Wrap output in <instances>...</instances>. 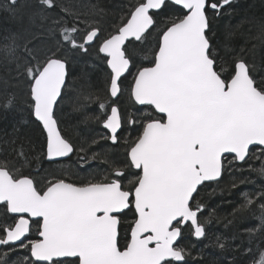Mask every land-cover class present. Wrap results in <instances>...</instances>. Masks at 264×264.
Listing matches in <instances>:
<instances>
[{"label":"snow or ice","instance_id":"1","mask_svg":"<svg viewBox=\"0 0 264 264\" xmlns=\"http://www.w3.org/2000/svg\"><path fill=\"white\" fill-rule=\"evenodd\" d=\"M233 2L138 0L104 35L98 20L82 19V13L58 0H38L39 8L30 19L34 23L39 16L42 22H50V46L41 48L30 40L21 46L13 36L0 48V56L14 65L17 76L29 86L30 115L46 133L45 158L61 163L60 158H70L77 151L58 119L69 75L67 60L62 58L66 51L88 53L95 48L110 69L111 103H99L108 132L101 139L119 148L129 131L125 124L137 130V121L126 122L119 108L129 76H133L130 99L148 106L150 112L135 140L126 141L123 167L105 155L103 162L110 166L102 181L76 185L53 177L40 190L23 173L31 161L22 149L11 168L7 161L0 162V206L6 214V221L0 223V264H9L6 258L16 250H26L21 264H188V254L178 241L185 228L197 240L207 236L211 214L203 216L199 197L208 182L220 181L224 162L247 164L259 148L261 167L251 170L264 175V77L258 80L256 69L242 56H236L226 70L214 40L212 18ZM20 6L19 0L0 5L13 18ZM170 7L179 15L160 30L151 66L137 67V50H143L157 29L156 18ZM84 99L91 102L92 98ZM13 102L10 98L4 108H11ZM97 156L78 160L87 163ZM129 175L135 179L125 187L122 180ZM256 195L261 199L264 227V191ZM244 199L237 211L255 203L247 193ZM129 213L133 222L122 249L121 222ZM33 224L36 240L29 235ZM217 246L223 249L225 244L218 240ZM257 264H264V253Z\"/></svg>","mask_w":264,"mask_h":264},{"label":"trees","instance_id":"2","mask_svg":"<svg viewBox=\"0 0 264 264\" xmlns=\"http://www.w3.org/2000/svg\"><path fill=\"white\" fill-rule=\"evenodd\" d=\"M20 8L15 18L0 7V48L10 43L13 36L16 42L23 45L29 40H20L17 35V23L26 32L30 25V17L39 8L38 0H19ZM138 0H58V3L67 5L70 9L82 13V19L88 18L99 21L104 35L113 30L123 20L131 5ZM5 0H0L3 5ZM102 10L100 15L96 13ZM179 15L174 8L164 12L156 18L157 29L143 45V50L138 49V65L151 66L153 52L156 49L157 36L161 29ZM214 40L219 48L221 63L226 70H230L231 61L236 56H242L249 65L256 69L257 79L264 77V0H234L233 4L223 10L219 17H213ZM36 27L41 33L34 38H46L47 24L39 16L35 17ZM83 28L84 25H78ZM32 42V41H31ZM21 47V51H22ZM68 64L67 87L64 91L63 103L58 111V119L63 134L70 139L76 153L71 158L61 163H48L43 153L46 152V137L42 128L30 115L29 103L22 104L13 94L7 93L5 99L0 100V162L7 161L11 168L17 159V152L21 149L31 161L30 166L23 168L25 175H30L40 190L47 186L48 179L59 177L76 185L89 181H102L108 175L109 164L104 163L105 155L117 166L123 167L125 159L126 141L135 140L138 135L140 123L149 114V109L137 108L130 99V85L133 76H129L122 86L123 97L119 108L122 118L127 122L135 119L136 131H131L132 125L126 123L129 131L124 132L120 147L113 146L109 141L101 139L107 135L103 130L101 120L103 113L99 103L106 105L111 101L107 93L108 73L106 64L98 57L96 49L91 48L88 53L66 51L63 57ZM15 71L14 65L9 64L0 56V74ZM87 95V100L78 101L70 105V95ZM14 98L13 106L5 109V103ZM30 101V97L28 102ZM100 117L101 119H96ZM93 141H96L93 143ZM83 148L81 152L79 149ZM99 153L94 160L85 163L78 157H91ZM251 159L247 164L237 165L235 161L224 162L225 171L222 179L210 184L200 194V201L204 204L203 216L211 214V222L206 225L207 236L202 241H196L191 230L185 228L180 246L186 251L188 264H257L261 253H264V227L261 226V199L257 193L264 191V175L251 169H259L261 160L260 150L250 154ZM125 171L128 169L125 168ZM131 172H133L131 170ZM134 173V172H133ZM135 177L129 175L122 180L125 187H131L130 181ZM244 181L241 183V181ZM235 184V187H233ZM244 193H247L255 203L237 211L245 203ZM6 221V214L0 207V223ZM11 223V220H7ZM132 213H129L121 222L120 247L123 249L128 242V226L132 224ZM33 231L37 232L36 226ZM31 239H38L37 234ZM218 240L225 244L223 249L217 246ZM3 255V250L0 256ZM26 250H16L7 256L9 264H21Z\"/></svg>","mask_w":264,"mask_h":264},{"label":"rangeland","instance_id":"3","mask_svg":"<svg viewBox=\"0 0 264 264\" xmlns=\"http://www.w3.org/2000/svg\"><path fill=\"white\" fill-rule=\"evenodd\" d=\"M30 25L27 27V31H22V26L17 23V31L16 35L20 40H30L33 44L38 45L41 48H46L50 46V41L46 38L35 40L37 35L41 34L38 32V27L32 21L29 22ZM82 35V33L80 34ZM79 39V35L77 37ZM151 65V64H150ZM29 86L24 81L22 77H18L16 72L11 70L7 72L5 75L0 74V100L5 99L7 97V93H11L14 97L19 101V103L27 104L29 103ZM84 97H88L87 95H78L71 94L69 103L72 105L73 103H77L78 101L85 100ZM32 235H36V232L32 230Z\"/></svg>","mask_w":264,"mask_h":264},{"label":"water","instance_id":"4","mask_svg":"<svg viewBox=\"0 0 264 264\" xmlns=\"http://www.w3.org/2000/svg\"><path fill=\"white\" fill-rule=\"evenodd\" d=\"M102 55V54H101ZM109 69V68H108ZM109 71H110V69H109ZM136 106H138V107H140V108H142V107H145V106H141V105H137L136 104ZM34 120H35V118H34ZM36 121V120H35ZM38 124H39V122L38 121H36ZM40 125V124H39ZM41 126V128H42V125H40ZM106 130V129H105ZM106 132H107V130H106ZM108 133V132H107ZM44 134H45V136H46V133L44 132ZM110 144H111V142H110ZM257 149H259V148H257ZM73 156V154L71 155V157ZM70 157V158H71ZM61 159V161L63 162V161H66V160H68L69 158H67V157H65V158H60ZM46 161L48 162V163H51V164H53L52 162H49L47 159H46ZM236 164L237 165H242L241 164V162H239V161H236ZM136 171V170H135ZM222 177H223V175H222ZM222 177H221V179H222ZM220 179V180H221ZM219 182V181H218ZM209 184H215V183H217V182H208ZM0 207H2V206H0ZM31 234V233H30ZM29 234V235H30ZM38 239H39V237H38ZM194 239L196 240V241H202L203 239H200V240H197L195 237H194ZM180 241H178V243H179ZM2 249H0V251H1Z\"/></svg>","mask_w":264,"mask_h":264},{"label":"flooded vegetation","instance_id":"5","mask_svg":"<svg viewBox=\"0 0 264 264\" xmlns=\"http://www.w3.org/2000/svg\"><path fill=\"white\" fill-rule=\"evenodd\" d=\"M82 53H83V52H82ZM83 54H86V53H83ZM132 102H133V101H132ZM133 104H134V103H133ZM141 109H144V110H145V109H149V108H141ZM103 130L105 131L104 128H103ZM105 133L108 134L106 131H105ZM109 143H110V141H109ZM113 146H115V145H113ZM132 171L135 172L134 169H132ZM33 225H34V224H33ZM33 225H32V226H33Z\"/></svg>","mask_w":264,"mask_h":264},{"label":"bare ground","instance_id":"6","mask_svg":"<svg viewBox=\"0 0 264 264\" xmlns=\"http://www.w3.org/2000/svg\"><path fill=\"white\" fill-rule=\"evenodd\" d=\"M108 70V69H107ZM109 71V70H108Z\"/></svg>","mask_w":264,"mask_h":264}]
</instances>
